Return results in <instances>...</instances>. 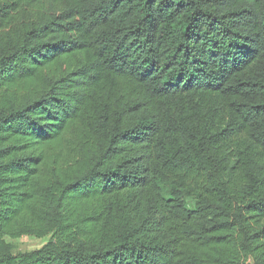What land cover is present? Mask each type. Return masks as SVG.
Masks as SVG:
<instances>
[{"label":"trees","instance_id":"1","mask_svg":"<svg viewBox=\"0 0 264 264\" xmlns=\"http://www.w3.org/2000/svg\"><path fill=\"white\" fill-rule=\"evenodd\" d=\"M0 264H264V0H0Z\"/></svg>","mask_w":264,"mask_h":264},{"label":"rangeland","instance_id":"2","mask_svg":"<svg viewBox=\"0 0 264 264\" xmlns=\"http://www.w3.org/2000/svg\"><path fill=\"white\" fill-rule=\"evenodd\" d=\"M13 247V253H22L40 249L47 241V238L22 237L20 239H5Z\"/></svg>","mask_w":264,"mask_h":264}]
</instances>
